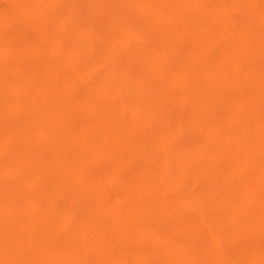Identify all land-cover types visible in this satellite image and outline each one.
Listing matches in <instances>:
<instances>
[{"label": "bare ground", "instance_id": "obj_1", "mask_svg": "<svg viewBox=\"0 0 264 264\" xmlns=\"http://www.w3.org/2000/svg\"><path fill=\"white\" fill-rule=\"evenodd\" d=\"M0 264H264V0H0Z\"/></svg>", "mask_w": 264, "mask_h": 264}]
</instances>
